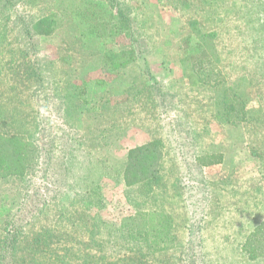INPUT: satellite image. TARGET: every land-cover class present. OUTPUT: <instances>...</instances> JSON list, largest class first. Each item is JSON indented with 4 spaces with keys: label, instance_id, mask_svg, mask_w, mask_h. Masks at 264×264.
<instances>
[{
    "label": "rangeland",
    "instance_id": "obj_1",
    "mask_svg": "<svg viewBox=\"0 0 264 264\" xmlns=\"http://www.w3.org/2000/svg\"><path fill=\"white\" fill-rule=\"evenodd\" d=\"M120 11L129 28L105 34ZM226 89L246 121H225ZM0 133L37 148L0 177L17 264H264L240 253L264 219V0H0ZM153 140L157 178L125 187L128 151ZM136 211L168 216L171 239L130 242Z\"/></svg>",
    "mask_w": 264,
    "mask_h": 264
},
{
    "label": "trees",
    "instance_id": "obj_2",
    "mask_svg": "<svg viewBox=\"0 0 264 264\" xmlns=\"http://www.w3.org/2000/svg\"><path fill=\"white\" fill-rule=\"evenodd\" d=\"M125 16L126 15L120 11L118 13V19L121 26H118L116 23L113 28L107 29V25L104 24V33L113 35L116 32L119 33L122 30L128 29V21ZM50 24L49 17H44L33 24L30 30L36 35H49L52 32ZM135 55L136 52L134 48L130 52V56H132L131 60L134 59ZM110 60H112V58H110ZM129 61L130 60L127 62ZM123 64H126V62L112 63V68L123 66ZM222 98L225 106L223 114L226 122L230 123L247 120L245 104L235 93L231 92L230 89H226L223 92ZM36 154L37 148L34 142L24 140L21 136H6L0 133V177L10 175L22 176L25 169L34 160ZM41 155H45V153ZM161 158L162 152L160 140H153L130 149L127 153V160L122 173V180L125 187H131L155 180L157 178L158 166ZM195 160L197 166L199 165V167L203 168L219 163L221 156L206 154L196 156ZM94 196L97 197L98 193H95ZM88 203V205H96L100 209L104 206L101 201L97 204L93 201ZM192 206H194V204ZM195 213L196 209L192 210L190 215L192 216ZM198 219L201 218L197 217V222L190 221V224L186 227L189 240L194 239V235L201 231L202 224H199ZM118 227L119 230L125 232L126 238L133 243H144L148 246H156L160 242L164 243L166 240L169 241L171 239H169L171 228L170 220L168 216L162 213L136 211L123 216ZM16 239L15 232H10L6 229L2 240L0 241L3 248V250L0 251V264H17L15 263L16 260L14 258L15 249L13 250V248L17 246ZM191 245L192 242L187 241V248H189L188 255H191ZM240 253L246 261L264 259V219L245 237L244 242L240 247ZM6 258L10 259L9 263L4 262V259Z\"/></svg>",
    "mask_w": 264,
    "mask_h": 264
},
{
    "label": "crops",
    "instance_id": "obj_3",
    "mask_svg": "<svg viewBox=\"0 0 264 264\" xmlns=\"http://www.w3.org/2000/svg\"><path fill=\"white\" fill-rule=\"evenodd\" d=\"M205 185L207 186V184H204L203 186H205Z\"/></svg>",
    "mask_w": 264,
    "mask_h": 264
}]
</instances>
